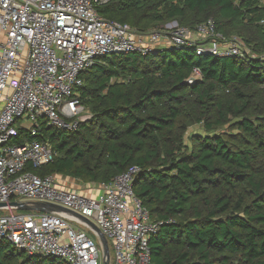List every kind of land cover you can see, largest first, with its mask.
Returning <instances> with one entry per match:
<instances>
[{
  "label": "trees",
  "instance_id": "trees-1",
  "mask_svg": "<svg viewBox=\"0 0 264 264\" xmlns=\"http://www.w3.org/2000/svg\"><path fill=\"white\" fill-rule=\"evenodd\" d=\"M97 11L141 34L211 19L258 57L191 46L104 56L76 89L92 118L73 132L41 122L36 139L56 156L25 171L107 184L137 166L133 192L161 224L149 239L154 264H264V0H109ZM231 119L237 136H194L186 150L189 124L214 132ZM0 264L67 263L2 241Z\"/></svg>",
  "mask_w": 264,
  "mask_h": 264
},
{
  "label": "built area",
  "instance_id": "built-area-1",
  "mask_svg": "<svg viewBox=\"0 0 264 264\" xmlns=\"http://www.w3.org/2000/svg\"><path fill=\"white\" fill-rule=\"evenodd\" d=\"M108 1L0 0V204L5 205L0 208V242L67 264H102V247L77 214L105 237L109 264H154L149 239L161 224L151 220L133 192L139 167L107 184L88 186L90 194L71 189L62 176L25 171L56 156L46 140L36 139L40 123L73 132L89 119L76 89L104 56L180 46L210 56L243 58L249 51L240 39L219 34L211 19L193 29L176 24L164 32L137 34L98 13ZM258 25L264 32V18ZM12 202L47 203L73 214L16 212Z\"/></svg>",
  "mask_w": 264,
  "mask_h": 264
},
{
  "label": "rangeland",
  "instance_id": "rangeland-1",
  "mask_svg": "<svg viewBox=\"0 0 264 264\" xmlns=\"http://www.w3.org/2000/svg\"><path fill=\"white\" fill-rule=\"evenodd\" d=\"M174 26H176L175 23H170V24L166 25L165 27H163V29L160 30V31L161 32H164V30H168L169 28H173ZM135 33L141 34V33H138L137 31H135ZM148 33H150V32H148ZM148 33H145V34H148ZM227 37H228L227 39H230V38H238V39L241 40L240 36L237 35V34H235V33H233V34H231V35H229ZM248 55L250 57H255V56L258 57L257 55H254V54H252L250 52H248ZM260 57L262 59H264V54L261 55ZM197 78H199V77H197V76L194 75L193 79H197ZM84 109H85V112H84V115L83 116L89 117V119H86L82 123H86V122H88L92 118V114L88 110V108H84ZM233 123H234V121H233V119H231L230 122L224 124L220 128L215 129L214 132H209L206 129H204L203 124H196V123L189 124V126L187 128V131L185 133V136H184L183 144L186 147V150H190V149L193 148V143H192L191 140H192V138L194 136L205 137V136H210L213 133H215V134H221V135L228 136V137L237 136L238 135V131L235 129ZM78 127H77V129H78ZM62 177L63 178L61 180L67 182L68 183V186H71V185H74V184L79 185L80 183H82L80 181L73 180L72 178H69V177H66V176H62ZM71 182H72V184H71ZM92 184H94V183H90L89 184V187H92L93 186ZM98 185L99 184H96L95 186L97 187ZM82 187L83 188H87L88 186H87V184H84ZM16 212H21V211H16ZM1 214H3V212H0V215ZM85 231L89 234V236H91L93 239H95V241L97 240L96 237L91 232H89L88 230H85Z\"/></svg>",
  "mask_w": 264,
  "mask_h": 264
},
{
  "label": "water",
  "instance_id": "water-1",
  "mask_svg": "<svg viewBox=\"0 0 264 264\" xmlns=\"http://www.w3.org/2000/svg\"><path fill=\"white\" fill-rule=\"evenodd\" d=\"M4 204H0V208L4 207ZM10 206L14 207L16 211H21V212H40V213H52V212H66V213H71L64 208L47 204V203H34L32 205H28L25 203H17V202H12L10 203ZM73 214V213H71ZM75 217H78L80 220H82L86 225L88 226L90 232L96 237L98 243L102 247V264H109L110 260V251H109V246L108 243L105 239V237L102 235L100 230L91 222L86 220L83 217L78 216L77 214H73Z\"/></svg>",
  "mask_w": 264,
  "mask_h": 264
},
{
  "label": "crops",
  "instance_id": "crops-1",
  "mask_svg": "<svg viewBox=\"0 0 264 264\" xmlns=\"http://www.w3.org/2000/svg\"><path fill=\"white\" fill-rule=\"evenodd\" d=\"M74 180V179H73ZM71 184H72V182H71ZM84 185V183H80L79 185H76V184H74V185H71V186H69L71 189H73V190H75V191H79V192H82V193H84V194H90L89 192L90 191H87V189L86 188H83L82 186ZM87 186H89V184H87ZM75 187V188H74ZM93 194H96V192H93Z\"/></svg>",
  "mask_w": 264,
  "mask_h": 264
}]
</instances>
